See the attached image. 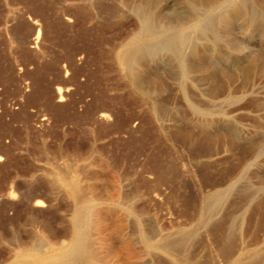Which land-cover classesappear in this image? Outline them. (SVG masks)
<instances>
[{"label": "rangeland", "instance_id": "1", "mask_svg": "<svg viewBox=\"0 0 264 264\" xmlns=\"http://www.w3.org/2000/svg\"><path fill=\"white\" fill-rule=\"evenodd\" d=\"M77 215L91 264H264V0H0V264Z\"/></svg>", "mask_w": 264, "mask_h": 264}, {"label": "bare ground", "instance_id": "2", "mask_svg": "<svg viewBox=\"0 0 264 264\" xmlns=\"http://www.w3.org/2000/svg\"><path fill=\"white\" fill-rule=\"evenodd\" d=\"M148 30H149V28H148ZM39 34L40 33L38 31L37 37L35 36L36 39L39 38ZM58 93H59V95L61 97L59 100L63 101L64 98H62L61 91L59 90ZM101 117L102 118H106L104 114L101 115ZM66 181H69V180H66ZM72 184H70V185H72ZM71 189H72L73 193L76 192V187L75 186H72ZM44 205L45 204L42 201L37 202L36 204H34L35 207L36 206L37 207H43ZM83 217L84 216H82V215H77V216L74 217L76 222H77V224H76V234L70 235V234H68L66 232H63V233L61 232L60 233L59 231H55L48 237V242L45 243L46 245H44V247L41 246V247L37 248L32 243V241L20 239L18 241L17 247L20 248L21 253L19 255H17V257L15 258V260L12 263H8V264H58L59 262H63L65 260H67V259H71V258L76 259L77 258L76 256H78V257H82V256L86 257L88 262H89V264H91L92 260H93V257L88 253L86 247L84 246L85 238H84V233H83L84 224L82 223ZM101 221H103V219ZM104 221H103V224L105 223ZM100 223H102V222H100ZM47 252H54V254L50 258H38L37 256H34L35 253H47ZM19 257L20 258H24L25 257V258L28 259V261H24V262L19 261L18 260Z\"/></svg>", "mask_w": 264, "mask_h": 264}]
</instances>
